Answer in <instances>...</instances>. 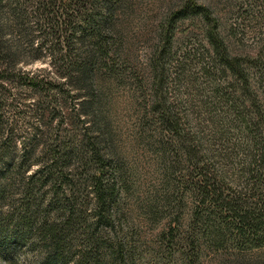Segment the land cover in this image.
<instances>
[{
  "label": "rangeland",
  "instance_id": "rangeland-1",
  "mask_svg": "<svg viewBox=\"0 0 264 264\" xmlns=\"http://www.w3.org/2000/svg\"><path fill=\"white\" fill-rule=\"evenodd\" d=\"M11 1L22 7L23 18L4 32L15 50V70H0V145L7 143L0 151V244L4 237H11L15 246L9 257H4V246H0V264H39L48 254V247L36 236L20 239L18 228L6 220L23 212L24 186L31 189V199H37L38 210L54 217L70 186L76 184L82 194L78 198L81 212L93 221L96 205L89 180L93 172L99 173L103 183L114 184V226L99 225L96 230L102 243H122L132 264H184L188 248L183 236L195 200L183 182L193 164L183 151L174 149L178 140L161 129L151 110L149 72L157 31L181 0H114L113 68L94 70L87 83L95 99L84 107L79 104L86 94L67 79L56 54L49 51L48 42L43 43L46 37L42 25L37 26L42 23L34 19L33 2ZM195 1L207 9V16L190 15L174 22L163 58L161 95L181 113L184 131L198 142L196 151L207 152L214 167L230 181L238 177L242 154L263 146L250 141L259 132L243 129L227 108L229 92L206 52L210 48L206 33L215 29L229 53L245 61L250 89L260 106V131L264 127V0ZM22 142L29 151L21 150ZM57 144L61 150L52 151ZM231 151L233 157L222 155ZM53 155L61 158L56 166L62 172V187L58 181L26 185V175L52 165ZM175 214L180 228L168 242L165 232ZM77 234L70 249L73 255L81 249L78 239L85 238L79 230ZM192 261L264 264V245L243 246L228 238L213 247L201 239Z\"/></svg>",
  "mask_w": 264,
  "mask_h": 264
},
{
  "label": "trees",
  "instance_id": "trees-1",
  "mask_svg": "<svg viewBox=\"0 0 264 264\" xmlns=\"http://www.w3.org/2000/svg\"><path fill=\"white\" fill-rule=\"evenodd\" d=\"M23 2H33L34 19L42 23L37 26L42 25V33L46 37L43 43L48 42L49 51L56 54L58 66L67 79H70L69 81L73 79V84L86 94L79 105L81 107L89 105L95 99L91 85L87 83L90 76L95 69L113 68L112 56L116 52L111 34L114 30L112 20L115 11L114 0H23ZM17 6L11 0H0L2 73L15 70L13 60L15 50L9 45L4 32L12 27L14 20H22V7ZM196 14L207 16V9L195 0H181L170 12L167 23L157 31V44L149 58L151 66L149 72L153 80L151 110L161 129L178 140L174 149L183 151L186 159L193 164L186 170L183 182V187L191 191L195 200L186 234L183 236L188 248V251L183 253L186 255L184 264H192L195 245L201 239L213 247L221 246L228 238L235 239L243 246L264 245V127L259 131V122L262 119L260 106L250 89L245 61L229 53L215 29H208L206 40L210 48H207L206 52L216 68V73L223 77L222 83L225 82L227 86L225 87L229 92L225 98L227 108L243 129L250 133L259 132V137L251 136L253 140L250 141L254 146L256 144L263 146L259 151H245L238 159L237 179L227 181L225 172L214 167V162L209 159L207 152L204 155L196 151L198 142L184 131L181 113L167 104L166 98L161 95V82L165 74L163 58L170 45L173 24L177 19ZM39 47L36 49H40ZM27 84L34 85L36 82L29 81ZM246 100L249 101V105L245 104ZM252 117L254 119L251 120ZM4 143L6 142L1 143L0 151L5 150L7 143ZM29 149V146L22 142L21 150ZM55 150H61V146L59 144L53 146L52 151ZM92 151L97 155L98 150L95 147ZM232 152L234 151L222 155L230 158L233 157ZM214 156H217V153H214ZM53 159L54 163L49 167L42 166L26 175L25 184L31 181L42 185L49 181L56 184L58 181L57 185L62 187V172L58 171L56 166L61 158L53 155ZM239 178L243 180L238 181ZM89 180L92 183L91 189L96 205L93 221H88L81 212L78 198L82 194L76 184L70 183L71 186L69 184V194L61 206H58V213L54 217L48 215V212L42 213L40 209L38 210L37 199L35 197L31 199V189L24 186L23 212L12 218L9 215L6 220L10 219L9 226L12 224L14 228H18L17 236L20 239L36 236L43 246L48 247L47 257L39 264H63L69 261L73 264H132L131 257L123 252L122 243L103 244L101 235L96 233L99 225L110 228L114 226L111 215L114 184L103 183L98 172L91 173ZM52 190L56 192L53 188ZM176 214L166 228L168 242L180 228L179 216ZM78 230L85 238L79 236L81 249L73 255L70 249L74 242L73 236H78ZM0 246H4L2 249L4 257H9L15 245L12 244L11 237H4Z\"/></svg>",
  "mask_w": 264,
  "mask_h": 264
}]
</instances>
